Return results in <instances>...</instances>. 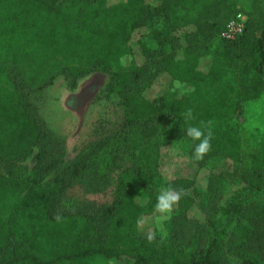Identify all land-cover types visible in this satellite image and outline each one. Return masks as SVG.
<instances>
[{
	"label": "trees",
	"instance_id": "trees-1",
	"mask_svg": "<svg viewBox=\"0 0 264 264\" xmlns=\"http://www.w3.org/2000/svg\"><path fill=\"white\" fill-rule=\"evenodd\" d=\"M230 1L0 0V161L9 170L29 162L24 178L14 171L0 175V264H264V204L249 212L248 198L240 194L222 204L220 184L240 174L243 160L242 139L227 121L242 102L259 97L264 84V0H253L248 11L233 9ZM240 12L247 15L243 34L221 39ZM217 38L221 42L208 50ZM126 52L134 56L135 68L112 71L113 59ZM97 71L109 74L98 98L116 99L122 131L46 181L63 159L59 150L49 149L50 133L27 93L45 90L58 76L74 90ZM250 73L253 81L246 84ZM164 74L171 83L200 84L199 97L178 94L170 102L168 92L148 97ZM201 122L224 127L219 134L212 131L202 160L192 158V148L190 158L199 167L213 157L230 166L213 174L206 202L195 193L194 179L167 180L161 170L164 149L175 144L165 124L186 138V128ZM122 154L131 159L127 168L120 164ZM118 172L111 206L60 210L75 180L90 175L91 185L100 189ZM241 175L250 196L264 194V130L252 166ZM156 177L179 196L167 244L140 227L159 212L158 196L140 195L136 183ZM194 208L203 219L191 214ZM218 214L229 222L238 219L232 240L238 260L210 236Z\"/></svg>",
	"mask_w": 264,
	"mask_h": 264
},
{
	"label": "rangeland",
	"instance_id": "rangeland-1",
	"mask_svg": "<svg viewBox=\"0 0 264 264\" xmlns=\"http://www.w3.org/2000/svg\"><path fill=\"white\" fill-rule=\"evenodd\" d=\"M253 0H231L233 9L238 7L250 10ZM139 38V35L135 37ZM136 41V40H135ZM221 42L217 38L210 44L208 50L212 51ZM135 56L139 62L143 61L142 54L137 48ZM123 58V63L121 62ZM112 71H132L135 68V58L129 52L119 55L113 59ZM232 75L234 81L238 79L239 73ZM246 84L253 81V74H247ZM109 80V74L104 71H97L81 79L74 90L67 87L65 78L58 76L54 84L45 90L27 93L29 102L33 104L36 117L46 126L50 133V150H59L58 157L63 159L56 170L52 171L46 181L53 179L64 167L70 166L84 155L95 149L98 144L107 138L122 131L123 119L122 110L119 108L116 99L110 101L99 99L100 92ZM168 90V91H167ZM262 93L259 97L242 102L239 111L230 117L227 125L234 129V132L242 139L243 160L240 164V174L233 175L222 182L224 201L226 204L238 194L247 196L245 205L249 212H253L254 205L264 204V194L250 196L247 189L248 182L242 177V171L252 166V157L258 146V139L264 130V84L261 87ZM168 92L166 101L170 102L174 96L181 94L192 98H198L201 92V85L198 83L170 82L168 75L160 77L153 88L148 92V97L155 98ZM224 125H216L212 131L219 134ZM165 129L175 139V144L163 151L162 174L167 180L178 177H187L195 180L194 190L197 196L206 202L210 196L209 184L213 174H220L230 168L220 157L210 158L203 167H199L190 158L191 146L188 138L182 137L177 128L165 124ZM184 141L179 149L178 142ZM29 162H19L9 170L8 166L0 161V175L7 176L14 171L19 178H24L28 171ZM124 168L131 164V159L122 154L121 163ZM120 172L111 176L108 184L100 189L91 185L90 175L75 180L67 190L60 204V210L84 209L89 212L95 211L101 206H111L115 200V188ZM137 189L140 195L154 194L159 196L164 191L162 180L159 177L149 179L146 182H137ZM250 196V197H249ZM176 202L172 205L169 219L162 223L157 222L156 215L146 217L141 222V230L145 236L157 233L161 243H168V235L171 228L173 211ZM191 214L203 219V214L194 208ZM215 229L210 232L211 238L217 237L219 250L227 252L232 259L238 260L236 246L233 244V235L236 234L237 221L229 222L227 218L218 214L214 217ZM103 264H113L104 262Z\"/></svg>",
	"mask_w": 264,
	"mask_h": 264
},
{
	"label": "clouds",
	"instance_id": "clouds-1",
	"mask_svg": "<svg viewBox=\"0 0 264 264\" xmlns=\"http://www.w3.org/2000/svg\"><path fill=\"white\" fill-rule=\"evenodd\" d=\"M123 63V58L121 60ZM191 118V113L189 112L186 119ZM201 122L200 125L191 124L185 130V136L188 138L190 146L192 147L191 156L194 160L200 161L203 159L204 155L208 153L211 149L212 141V130L209 124ZM184 144V141L178 142L176 147L179 149ZM179 199L178 194H176L172 189H166L159 194L157 198L156 208L161 213L157 217V222L162 223L163 221L169 219V214L172 209V205Z\"/></svg>",
	"mask_w": 264,
	"mask_h": 264
},
{
	"label": "built area",
	"instance_id": "built-area-1",
	"mask_svg": "<svg viewBox=\"0 0 264 264\" xmlns=\"http://www.w3.org/2000/svg\"><path fill=\"white\" fill-rule=\"evenodd\" d=\"M246 22V14L242 12L236 14L221 33L220 38L228 41L235 40L243 34L246 27Z\"/></svg>",
	"mask_w": 264,
	"mask_h": 264
}]
</instances>
